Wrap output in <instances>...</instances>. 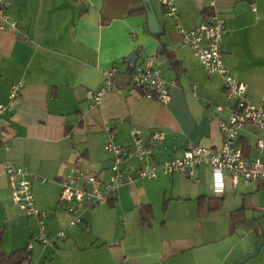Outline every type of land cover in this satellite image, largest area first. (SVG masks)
I'll list each match as a JSON object with an SVG mask.
<instances>
[{"label":"crops","instance_id":"obj_1","mask_svg":"<svg viewBox=\"0 0 264 264\" xmlns=\"http://www.w3.org/2000/svg\"><path fill=\"white\" fill-rule=\"evenodd\" d=\"M150 1L162 29L159 35L149 32L146 13L129 14L143 8L142 0H2L0 104L9 106L0 115L3 251L7 240L6 224L15 218L14 209H17L12 205L5 175L4 165L8 160L24 165L38 175V180L32 179L35 203L49 213L47 230L55 233L70 219L65 203L59 202V194L61 182L72 169L95 174L98 183L108 181L111 154L103 147L107 141L106 127L113 130L115 142L126 147L128 153L135 148L132 128L138 129L144 138L154 131L162 132V139L153 149L152 161L180 156L185 149L195 146H220L219 121L229 116L223 79L216 72L208 73L191 49L182 45L176 27L178 24L192 28L199 24L203 20L202 11L210 0H172L176 17L167 16L166 8L159 0ZM213 1L225 22L221 40L224 64L231 75L244 83L248 97L258 103L264 91V0ZM2 14L8 16L6 23ZM11 20L17 21L18 29L9 25ZM150 55L156 57L165 78L174 81L168 87L170 99L166 104L128 88L129 63L139 64ZM110 68H115L116 72L109 80L119 88L104 92L98 102L90 101L86 91L101 86L105 79L102 72ZM17 83L21 85L20 93L10 99V87ZM215 105L223 109L219 110ZM255 139L256 133L247 125L239 140L246 158L264 157L257 153ZM141 164L135 156L126 154L121 167L125 177L133 176L132 180L124 178L108 201L96 204L100 206L99 210L103 204L113 207L112 212L123 221V214L126 216L129 210L136 209L138 224L146 226L139 222L141 210L150 205L152 221V204L157 199L158 185L164 188L171 185L173 190L176 178H186L158 170L154 178L161 174L169 179H157L153 181L154 185L152 178L139 180L135 176ZM199 168L195 170L194 180L186 179L197 182ZM209 177L211 195L195 198L200 213H210V208L216 204L214 199L219 200L220 207L222 197L230 193L216 194L211 171ZM257 182L251 183L254 189L260 188ZM166 204L167 200H164L163 206ZM92 206L95 205L86 200L80 204L81 221L77 226L88 227L87 220L93 214L82 217L81 213ZM241 207V218L250 222L240 225L254 229L256 219L246 217L244 204ZM146 239L143 237L135 243L141 253L137 255L135 245L115 244V238L111 239L108 248L120 251L121 256L115 257L120 263L136 256L141 264H145L141 258L151 251ZM7 247H10L9 243ZM262 250L260 247L259 251ZM7 251L4 252H11L10 249ZM246 251L245 254L252 250ZM161 253L152 250L153 256H161ZM112 258L110 255L108 262ZM261 264H264V255Z\"/></svg>","mask_w":264,"mask_h":264},{"label":"built area","instance_id":"obj_2","mask_svg":"<svg viewBox=\"0 0 264 264\" xmlns=\"http://www.w3.org/2000/svg\"><path fill=\"white\" fill-rule=\"evenodd\" d=\"M159 1L166 8L167 16L176 17V7L172 0ZM251 5L253 6V2ZM3 6L0 0V13H3ZM207 8L208 16L196 26L185 28L177 24L176 27L180 33L182 45L191 49L193 55L208 73L216 72L223 79L224 96L229 103L227 107L229 116L219 121L220 146L191 147L185 149L180 156L158 162L150 159H153V149L163 137L162 132L154 131L144 138L138 129L132 128V143L135 148L128 153L126 147L115 142L113 130L106 127L107 141L103 147L111 154L108 181L98 183L95 174L72 169L71 174L61 182L62 189L59 194V202L65 203L70 219L55 233L47 232L46 218L49 213L35 203L32 179L38 180V175L31 173L24 165L8 160L4 166L12 205L24 212L32 224L37 227L36 236L29 238L26 243V259L31 258L35 244L53 245L54 239L64 237L66 232L81 221L79 206L84 200L90 205L106 202L124 178L128 181L132 180L133 176L125 177L121 167L126 154L133 155L142 162L135 173L139 180L154 178L158 170L164 174L181 175L194 180L195 170L201 165H207L211 171L213 191L216 194L231 192L239 184L249 185L253 182L264 181V157L246 158L239 141L243 129L247 125L250 126L256 133L254 143L256 151L264 156V91L260 102H253L246 94L244 83L228 72L224 64L225 52L221 45L222 36L225 33L224 18L215 8L213 0L209 1ZM3 17L6 23L8 16L3 15ZM9 25L14 29L19 28L16 20H11ZM129 67L130 85L128 88L135 89L143 97L155 99L162 104L169 101L168 87L173 85L174 81L165 78L163 69L157 64L154 55L148 56L139 64L129 63ZM115 72V68L102 72L105 78L103 84L96 89L86 91V96L90 101L98 102L104 92L119 88L109 80ZM20 86L17 83L10 87L8 95L10 99L20 93ZM215 106L219 110L223 109L220 105ZM8 108V105L0 104V115Z\"/></svg>","mask_w":264,"mask_h":264},{"label":"rangeland","instance_id":"obj_3","mask_svg":"<svg viewBox=\"0 0 264 264\" xmlns=\"http://www.w3.org/2000/svg\"><path fill=\"white\" fill-rule=\"evenodd\" d=\"M255 154L256 151L253 150V155ZM198 170L197 182L181 177L176 178L177 183L173 190L171 185L169 188L158 185L157 199L152 204V221L147 222L146 226L138 224L136 209L129 210L126 216L123 214L122 221L121 216H115L112 212L113 207L103 204L102 210H99L100 206L95 205L81 213L82 217L93 214L87 220L88 227L82 224L74 226L64 237L54 239L57 247L54 244H35L30 264H141L136 256L120 263L115 258L121 256L120 251L108 246L111 239L115 238V244L121 242L122 246L133 244V247L143 237H147L146 243L151 249L145 258H141L145 264H236L251 254L257 244L264 240V183L257 182L259 189H254L253 184H239L222 197L217 210L200 213L195 198L199 195L210 196L212 188L208 166L201 165ZM157 179L167 181L169 177L160 174L158 178H152L154 185L153 181ZM164 200H167L165 206ZM243 204L245 216L256 219L252 230L240 224L234 229L230 227L231 211ZM14 211L15 218L6 224V252L9 249L12 252L25 248L29 234L30 238L37 234V227L27 215L18 209ZM105 241L104 246L101 245ZM8 243L10 247H7ZM262 247L264 249V244ZM155 249L162 252L161 256L152 255V250ZM138 250L136 246L135 255L141 254ZM246 250L252 251L245 254L248 252ZM110 255L113 258L108 262ZM263 255L264 250L259 251L242 264H261Z\"/></svg>","mask_w":264,"mask_h":264},{"label":"trees","instance_id":"obj_4","mask_svg":"<svg viewBox=\"0 0 264 264\" xmlns=\"http://www.w3.org/2000/svg\"><path fill=\"white\" fill-rule=\"evenodd\" d=\"M139 13L145 14L146 13L145 7L129 12V14H139ZM202 14H203V18H206L208 16L209 10L207 7L203 9ZM160 51L163 52V49L162 50L160 49ZM214 201L216 204L215 206L210 208L211 211H215L218 209L219 200L214 199ZM242 210L243 207H240L232 212L231 216H232L233 228H235L237 224H244L250 222L249 220H244L241 218ZM151 214H152L151 206L150 205L144 206L141 210V218H142L141 223L143 221L144 223L147 222L149 223L151 219ZM4 236H5V227H0V264H30V259L29 260L26 259L25 248L17 249L10 253H5L3 251L2 245H3Z\"/></svg>","mask_w":264,"mask_h":264},{"label":"water","instance_id":"obj_5","mask_svg":"<svg viewBox=\"0 0 264 264\" xmlns=\"http://www.w3.org/2000/svg\"><path fill=\"white\" fill-rule=\"evenodd\" d=\"M143 7H145L146 9V14H147V24H148V29L149 32L152 35H159L162 33V29L161 26L159 24V21L154 13L153 7L151 5V1L150 0H143ZM129 60V59H128ZM264 244V240L260 241L255 250L251 253L246 255L244 258H242L241 260H239L236 264H242L243 262H245L246 260H248L249 258L255 256L260 247Z\"/></svg>","mask_w":264,"mask_h":264}]
</instances>
